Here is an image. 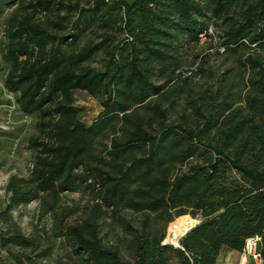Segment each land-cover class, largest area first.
Instances as JSON below:
<instances>
[{"label":"trees","instance_id":"trees-1","mask_svg":"<svg viewBox=\"0 0 264 264\" xmlns=\"http://www.w3.org/2000/svg\"><path fill=\"white\" fill-rule=\"evenodd\" d=\"M23 1L0 0V17L16 4L4 84L37 133L4 188L0 264H216L255 235L264 264V0ZM214 36L217 70L194 51ZM78 90L102 107L90 124ZM77 191L92 199L70 223ZM33 201L50 224L26 234L12 212ZM185 215L199 221L163 243Z\"/></svg>","mask_w":264,"mask_h":264},{"label":"rangeland","instance_id":"rangeland-1","mask_svg":"<svg viewBox=\"0 0 264 264\" xmlns=\"http://www.w3.org/2000/svg\"><path fill=\"white\" fill-rule=\"evenodd\" d=\"M28 1L24 0L23 4L26 5ZM87 1L89 0H67L66 3L78 2L81 5H86ZM15 6L16 4L7 8L0 17V204L7 198L4 188L8 178L11 175L27 176L29 174L32 160V149L29 145V138L37 133L36 118L22 112L16 102L15 95L4 84L7 70V64L2 56V48L6 42L4 19ZM30 11L26 7L21 9L23 14ZM34 17L35 20L42 22L45 20V16L41 12L36 13ZM214 33L216 32L214 31ZM211 40L203 38L194 51L197 53L210 51L212 54L209 57L208 64H205L204 67L206 69L217 70L218 67L225 66L226 62L222 56L214 52L217 36H214ZM210 45L213 48H209ZM188 58V62H190L191 56ZM198 63L199 60L197 59L196 64H187L185 67H188L187 70L194 71ZM202 77L203 73L197 71L194 75V80L201 81ZM72 99V105L78 109L79 119L85 124H90L102 111L98 100L85 91H75ZM91 199L92 195L86 191L66 193L63 196V202L72 207L66 221L71 223L79 219L82 216L83 206L89 203ZM12 214L16 223L26 234L30 233L34 226L38 230H41L47 228L50 224L49 216L39 214L37 201L16 208ZM198 221L199 218H193L189 215L176 218L168 226L165 242L178 244L180 237L185 231L193 227ZM109 237L112 241L116 240V230H111ZM56 255L57 253L54 252L53 257H56ZM259 262V259L256 261L249 255H243V252H232L224 249L221 251L216 264H259Z\"/></svg>","mask_w":264,"mask_h":264},{"label":"built area","instance_id":"built-area-1","mask_svg":"<svg viewBox=\"0 0 264 264\" xmlns=\"http://www.w3.org/2000/svg\"><path fill=\"white\" fill-rule=\"evenodd\" d=\"M259 243H260V237L258 235L246 239L242 251L243 255L245 256L249 255L257 261L260 257L258 250Z\"/></svg>","mask_w":264,"mask_h":264},{"label":"water","instance_id":"water-1","mask_svg":"<svg viewBox=\"0 0 264 264\" xmlns=\"http://www.w3.org/2000/svg\"><path fill=\"white\" fill-rule=\"evenodd\" d=\"M190 228H191V227H190ZM190 228H189V229H190ZM189 229H188V230H189ZM188 230H187V231H188ZM187 231H185V233H186ZM163 243H166V242H165V239H164ZM178 243H179V242H178ZM173 245H174V246H179V244H173Z\"/></svg>","mask_w":264,"mask_h":264},{"label":"bare ground","instance_id":"bare-ground-1","mask_svg":"<svg viewBox=\"0 0 264 264\" xmlns=\"http://www.w3.org/2000/svg\"><path fill=\"white\" fill-rule=\"evenodd\" d=\"M188 225V224H187ZM175 238V237H174Z\"/></svg>","mask_w":264,"mask_h":264},{"label":"crops","instance_id":"crops-1","mask_svg":"<svg viewBox=\"0 0 264 264\" xmlns=\"http://www.w3.org/2000/svg\"><path fill=\"white\" fill-rule=\"evenodd\" d=\"M233 252V251H232Z\"/></svg>","mask_w":264,"mask_h":264}]
</instances>
